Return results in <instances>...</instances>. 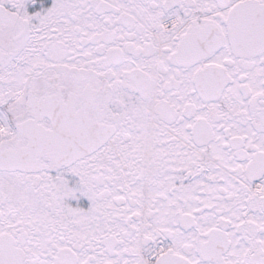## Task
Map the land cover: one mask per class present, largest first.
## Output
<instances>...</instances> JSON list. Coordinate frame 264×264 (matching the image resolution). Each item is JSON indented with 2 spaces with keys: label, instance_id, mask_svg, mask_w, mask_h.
Masks as SVG:
<instances>
[{
  "label": "snow or ice",
  "instance_id": "obj_1",
  "mask_svg": "<svg viewBox=\"0 0 264 264\" xmlns=\"http://www.w3.org/2000/svg\"><path fill=\"white\" fill-rule=\"evenodd\" d=\"M0 264H264V0H0Z\"/></svg>",
  "mask_w": 264,
  "mask_h": 264
}]
</instances>
